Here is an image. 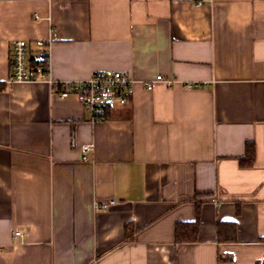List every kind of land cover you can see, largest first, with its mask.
Segmentation results:
<instances>
[{
    "label": "crops",
    "instance_id": "0c3cea01",
    "mask_svg": "<svg viewBox=\"0 0 264 264\" xmlns=\"http://www.w3.org/2000/svg\"><path fill=\"white\" fill-rule=\"evenodd\" d=\"M52 33L51 83L119 71L128 102L94 120L49 83H8L11 43ZM263 256L264 0H0V264Z\"/></svg>",
    "mask_w": 264,
    "mask_h": 264
},
{
    "label": "built area",
    "instance_id": "2783aa9c",
    "mask_svg": "<svg viewBox=\"0 0 264 264\" xmlns=\"http://www.w3.org/2000/svg\"><path fill=\"white\" fill-rule=\"evenodd\" d=\"M38 19L37 16L34 17ZM56 40V34L52 33L49 41H13L10 58V77L8 83L46 82L54 86L49 78V44ZM163 81L161 75L153 81L144 83L146 90H151L153 83ZM170 82V81H164ZM135 81L126 73L119 71H102L94 73L87 81L59 83V97L75 96L79 103L92 115L94 120H102L103 112L110 105H125L133 93ZM194 85L187 84V88ZM88 146L82 148L85 155ZM109 201L97 205V208H107L113 205ZM15 236H21L19 232ZM264 262V256L262 257Z\"/></svg>",
    "mask_w": 264,
    "mask_h": 264
},
{
    "label": "trees",
    "instance_id": "16d2710c",
    "mask_svg": "<svg viewBox=\"0 0 264 264\" xmlns=\"http://www.w3.org/2000/svg\"><path fill=\"white\" fill-rule=\"evenodd\" d=\"M54 87H59L54 85ZM103 119H108V111L103 112L102 114ZM242 167H251L254 161V145L248 144L246 148V154L245 157L241 160ZM130 226H127L125 229L127 240H131L130 236L132 235V232L130 230ZM198 230L199 226L197 222L194 223H184V224H177L175 227V242L176 244H192L197 242L198 239Z\"/></svg>",
    "mask_w": 264,
    "mask_h": 264
}]
</instances>
